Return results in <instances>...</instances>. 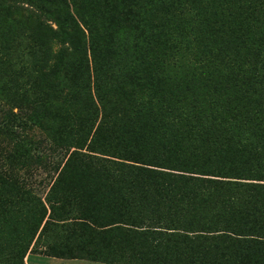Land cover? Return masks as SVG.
Instances as JSON below:
<instances>
[{"label": "trees", "instance_id": "16d2710c", "mask_svg": "<svg viewBox=\"0 0 264 264\" xmlns=\"http://www.w3.org/2000/svg\"><path fill=\"white\" fill-rule=\"evenodd\" d=\"M82 1L0 0V73L20 58L22 91L18 98L1 99L2 122L23 127L27 116L45 115L57 123L48 140L28 143L20 160L1 158L0 144V245L5 197L22 191L38 209L36 224L22 241L24 253L46 217L45 192L26 191L8 179L12 163L55 174L73 147L195 175L216 188L236 184L215 178L264 181V0H143L139 18L144 27L123 40L120 60L112 64L98 57L104 34L96 20L101 15H84L80 27L71 13L81 17ZM15 17L42 36L16 32ZM71 32L83 70L77 64L62 70L61 55L53 51L58 36ZM59 85L61 93L73 97L67 108L51 100ZM5 87L0 77V93ZM143 175L146 184L158 185L159 177ZM175 179L185 186L198 183ZM263 261L264 250L254 264Z\"/></svg>", "mask_w": 264, "mask_h": 264}, {"label": "rangeland", "instance_id": "374dc122", "mask_svg": "<svg viewBox=\"0 0 264 264\" xmlns=\"http://www.w3.org/2000/svg\"><path fill=\"white\" fill-rule=\"evenodd\" d=\"M142 2L83 0L79 2L81 17L71 12L80 27L84 15H101L96 20L104 34L98 56L101 62L120 60L123 40L144 27L139 18ZM3 17L8 20L9 14L3 12ZM13 24L19 34L42 36L16 17ZM47 25L56 29L53 22ZM57 41L53 51L61 55H57L60 68L70 71L77 64L83 70L77 36L71 32L64 38L58 36ZM20 62L15 59L10 69L1 68V80L7 84L0 93L1 106L2 100L22 93ZM60 86L51 100L67 108L73 97L65 90L61 93ZM11 107L19 114V108ZM29 116L22 127L17 121L2 122L4 114H0L1 158L8 155L20 160L28 143L48 140L57 127L56 121L45 115L37 120ZM172 172L73 147L55 174L12 163L8 179L26 191L33 187L45 192L42 201L47 214L24 253L22 241L36 224L38 209L22 191L5 197L6 202H1V264H254L264 250V181L215 178L223 184H236L216 188L202 184L207 179ZM147 173L159 177L158 185L145 183L143 174ZM175 177L198 183L192 188Z\"/></svg>", "mask_w": 264, "mask_h": 264}, {"label": "crops", "instance_id": "0c3cea01", "mask_svg": "<svg viewBox=\"0 0 264 264\" xmlns=\"http://www.w3.org/2000/svg\"><path fill=\"white\" fill-rule=\"evenodd\" d=\"M172 173H175V174H181V175H186V174L176 173V172H172ZM190 176H195V175H190ZM190 186L193 188L195 185L190 183Z\"/></svg>", "mask_w": 264, "mask_h": 264}]
</instances>
